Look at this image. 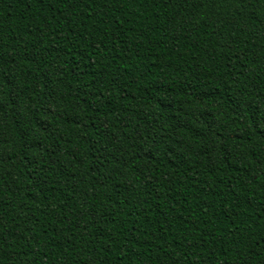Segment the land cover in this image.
I'll return each mask as SVG.
<instances>
[{
	"label": "trees",
	"instance_id": "16d2710c",
	"mask_svg": "<svg viewBox=\"0 0 264 264\" xmlns=\"http://www.w3.org/2000/svg\"><path fill=\"white\" fill-rule=\"evenodd\" d=\"M0 264H264V0H0Z\"/></svg>",
	"mask_w": 264,
	"mask_h": 264
}]
</instances>
